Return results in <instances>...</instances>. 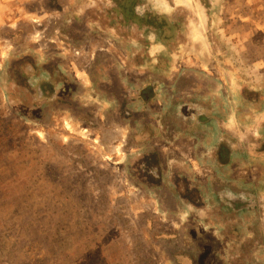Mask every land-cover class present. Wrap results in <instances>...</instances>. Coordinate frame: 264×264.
<instances>
[{
  "label": "rangeland",
  "instance_id": "obj_1",
  "mask_svg": "<svg viewBox=\"0 0 264 264\" xmlns=\"http://www.w3.org/2000/svg\"><path fill=\"white\" fill-rule=\"evenodd\" d=\"M156 1L188 2L193 31L171 56L102 31L104 0H0V264H264L231 259L228 217L173 200L168 176H143L138 122L107 92L117 68L134 80L171 63L157 77L186 70L223 96L230 125L237 113L241 128L262 123L264 0H211L208 16L207 0Z\"/></svg>",
  "mask_w": 264,
  "mask_h": 264
},
{
  "label": "flooded vegetation",
  "instance_id": "obj_2",
  "mask_svg": "<svg viewBox=\"0 0 264 264\" xmlns=\"http://www.w3.org/2000/svg\"><path fill=\"white\" fill-rule=\"evenodd\" d=\"M104 1L107 5L101 8L102 2L98 4V19L94 22L102 31H114L125 42L140 47L143 55L157 54L161 48L171 56V52H177L175 48L181 40L186 43L191 37L187 1L174 4L169 12L157 6L156 0ZM207 2L204 10L208 16L212 1ZM109 15L112 17L108 21ZM170 66L171 63L152 62L150 70L147 68L142 74L144 78L125 81L117 68L116 76L113 72L108 75V87L112 86L107 92L119 100L123 119L139 123L142 143L149 141L148 134L156 133L159 127L166 135L197 141V162L208 165L209 172L173 176L178 182L171 183V198L193 212L228 217L231 226L227 236L239 248L238 258L232 257L233 261L248 263L260 260L257 258L260 255L264 260V121L254 123L251 128H241L237 113L230 125L229 118L233 117L224 114L223 96L199 93V88H194L198 80L182 78L191 77L186 70L173 78L157 77L159 73L165 75L174 70ZM60 69L57 66L58 78L63 73ZM120 81L128 84L120 85ZM200 85L202 92L207 91L205 83ZM162 86L168 88L162 90ZM140 161L143 176L146 173L152 177V183L161 185L159 175L152 168L155 162L151 160L149 167L142 158ZM156 170L159 173V167ZM178 204H174L176 210ZM241 216L245 218L241 220Z\"/></svg>",
  "mask_w": 264,
  "mask_h": 264
},
{
  "label": "crops",
  "instance_id": "obj_3",
  "mask_svg": "<svg viewBox=\"0 0 264 264\" xmlns=\"http://www.w3.org/2000/svg\"><path fill=\"white\" fill-rule=\"evenodd\" d=\"M86 72V77H89V70L87 69ZM190 76L191 77L182 78L189 80L196 79L194 75ZM90 81L92 82L91 79ZM120 82L123 83L122 81ZM121 83L120 85H123ZM111 86L109 85V87ZM165 87L168 88V86H162V90H165ZM202 89L203 86L201 90H198L199 93H206V91L202 92ZM163 92L164 91H162L161 94H163ZM137 125L138 123L136 124V127ZM161 128L162 127L157 128L156 133L151 132L148 134L149 141H144L143 146L141 147V150H143L142 161L149 167L151 166L149 165L151 160L155 162L156 165L152 168H155L154 172H157L156 174L159 175L161 183L166 182L167 176L170 178V183L173 181L176 183L178 181L176 179L173 180V176L194 175L204 173L202 172L203 170L208 171L207 165H204L202 162V164L197 162L199 160L197 159V141L189 138L182 139L177 136L173 137L169 134L166 135ZM157 167H159V173L158 170H156Z\"/></svg>",
  "mask_w": 264,
  "mask_h": 264
}]
</instances>
